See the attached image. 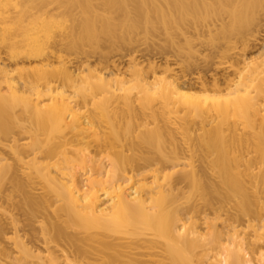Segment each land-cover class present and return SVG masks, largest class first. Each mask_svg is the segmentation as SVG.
<instances>
[{
  "label": "bare ground",
  "instance_id": "bare-ground-1",
  "mask_svg": "<svg viewBox=\"0 0 264 264\" xmlns=\"http://www.w3.org/2000/svg\"><path fill=\"white\" fill-rule=\"evenodd\" d=\"M127 2L164 24L213 8L207 0ZM52 23L21 29L30 48L10 52L15 66L31 60L40 69L0 60V264H264L263 52L248 57L243 42L236 75L214 83L223 94L206 99L145 74L133 57L137 90L128 91L106 53L102 75L89 54L78 74L55 66L58 45L44 52ZM111 28L85 27L73 44L111 36ZM196 152L200 167L177 169ZM184 188L199 200L182 202ZM20 231L31 232V247Z\"/></svg>",
  "mask_w": 264,
  "mask_h": 264
},
{
  "label": "rangeland",
  "instance_id": "rangeland-1",
  "mask_svg": "<svg viewBox=\"0 0 264 264\" xmlns=\"http://www.w3.org/2000/svg\"><path fill=\"white\" fill-rule=\"evenodd\" d=\"M87 1L92 4L91 11L85 8L84 4ZM119 1L118 5L106 8L102 4L103 0H0V31L5 28L15 32L10 38L7 35L5 37L0 35V60H5L7 64L18 68L40 69V62H31V60L20 62L15 66L14 60L9 61L10 52L15 50V47L17 51L30 48L24 40L26 34L21 29L42 27V20L52 19L53 23L50 26L53 27L52 37L46 41L44 52H49L58 45L60 50L57 53L62 55L63 60L60 63L56 61L55 66H67L73 74H78L79 60L89 54L91 66L98 69L97 74L102 75L100 66L104 65L99 59V52H103L111 57L110 62L120 63L118 65L121 69L117 71L116 76L129 79L125 85L128 91H136L133 69L128 68L129 61L134 57L130 65H136L145 74L152 76L156 73L159 77L173 81L181 92L206 99L223 94L214 91L216 90L214 83L217 82L224 87L226 80L236 75L238 65L242 64L239 52L243 42L250 45L248 57H253L254 54L255 57L259 56L260 52L264 54V46H261L264 45V0H258L256 8L247 6L245 2L248 0H207L213 6L209 13L167 24L161 22L154 11L147 15L146 20L145 17L136 14L134 6L127 2L128 0ZM106 22H110L111 25H107ZM85 27L96 29L112 27L113 35L112 37L101 35L96 42L84 38L80 44H73ZM254 42H257L256 45ZM233 65H237L238 68L232 69ZM203 80L207 82L206 86L201 83ZM5 85L2 88L3 92L7 91ZM156 92H158L157 88H150V93ZM183 113L185 110L181 111V114ZM212 113L214 114L215 111ZM191 114L193 119L199 122L200 111L193 109ZM86 140L91 142L90 146L94 144L92 136ZM193 155L191 160L177 169L188 170L192 166L200 167L202 163L200 153L196 152ZM214 157L215 155H211L209 159L212 160ZM209 171L214 174L216 169ZM214 175L212 182L218 180ZM136 179L138 180L139 177ZM134 183L131 182L127 187L135 186ZM184 191L181 201L185 204L199 200L197 193L185 188ZM237 197L239 199V196H236L235 200ZM19 233L24 235L21 239L23 238L22 240L31 247V232ZM7 236H12V231ZM3 244L7 249L12 245L10 242Z\"/></svg>",
  "mask_w": 264,
  "mask_h": 264
}]
</instances>
